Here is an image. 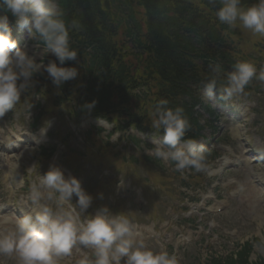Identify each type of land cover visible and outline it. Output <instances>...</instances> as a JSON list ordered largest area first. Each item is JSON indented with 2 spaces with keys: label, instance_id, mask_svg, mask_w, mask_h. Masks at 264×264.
<instances>
[{
  "label": "clouds",
  "instance_id": "obj_1",
  "mask_svg": "<svg viewBox=\"0 0 264 264\" xmlns=\"http://www.w3.org/2000/svg\"><path fill=\"white\" fill-rule=\"evenodd\" d=\"M209 3L215 5L217 0ZM0 10L5 13L0 15L3 118L23 94L34 89L37 75L46 73L57 89L76 79L77 67L66 66V61L79 63L78 51L70 46L69 33L80 25L75 19H65L59 0H0ZM7 13L15 17L17 31H26L29 39L35 41L38 53L30 54L26 47L18 46ZM214 14L220 24L264 36V0H254L247 6L242 0H219ZM48 54L56 59L45 63ZM210 72L203 86L204 95L214 97L218 92V98L226 102L243 94L254 79L264 82V67L258 70L250 61H237L227 71L216 64ZM95 105L96 100L85 102L82 109L90 113ZM150 117L151 128L156 132L163 130V135L153 138L154 147L149 155L173 162L175 170L181 173L187 169L206 171L207 150L200 141L186 138L190 122L182 106L170 107L169 101L161 98L154 104ZM51 126L52 121L46 120L40 135L46 136ZM258 154L264 158V151L258 150ZM123 187L121 179L117 188ZM103 196L102 192L98 194L100 199ZM92 202V195L76 176H66L59 165L52 164L33 181L27 198L18 205L22 217H12L11 227L0 231V255L15 258L16 264H60L74 250H86L75 264H180L175 251L151 247L127 215L113 213L107 205L94 214H86ZM255 247L264 252V237Z\"/></svg>",
  "mask_w": 264,
  "mask_h": 264
},
{
  "label": "rangeland",
  "instance_id": "obj_2",
  "mask_svg": "<svg viewBox=\"0 0 264 264\" xmlns=\"http://www.w3.org/2000/svg\"><path fill=\"white\" fill-rule=\"evenodd\" d=\"M27 108V107H25ZM21 112V110H20ZM4 120L0 119V131H2L4 129ZM0 137H2V134L0 133ZM7 145H10V143H7ZM35 149L34 152H32L31 150ZM31 152V154H30ZM37 150L36 148H30L26 150V153L24 155H20L19 158H17L16 160L14 159L13 161H10L9 163H5L1 162L0 163V195L2 193L1 188L2 186H6V184L12 180L16 175H18L20 172L26 170V169H30L33 170L35 169V167H38L40 164L39 163H34L36 159V155H37ZM52 163L54 164V160H52ZM129 182H125V186L128 185ZM161 218L164 220V215L161 216ZM250 218H252L250 216ZM8 218L2 216L0 219V223H3L4 221H7ZM8 225V223H6ZM11 227V226H9ZM173 227V226H172ZM264 229V227H263ZM263 229L262 231L256 232L254 236H256V238L260 241L261 237H264V233H263ZM183 234H185L183 232ZM188 238V236L186 237H182V242H184L186 239ZM258 241V242H259ZM159 244H164V241L160 240ZM256 244H254L253 247V251L251 254V258H256L257 256H264V252H261L259 249H257L255 247ZM5 256L0 255V264H16V260L13 257H10L9 260H7L6 258H4ZM13 258V259H12ZM11 259V260H10ZM74 260L68 261L65 260L63 262V264H74L73 263Z\"/></svg>",
  "mask_w": 264,
  "mask_h": 264
},
{
  "label": "trees",
  "instance_id": "obj_3",
  "mask_svg": "<svg viewBox=\"0 0 264 264\" xmlns=\"http://www.w3.org/2000/svg\"><path fill=\"white\" fill-rule=\"evenodd\" d=\"M63 0V4H64ZM151 4H154V2H156L155 0H149ZM72 2V6L74 9H76L78 15H80L79 19L77 20V13L76 12H66V9L63 7L64 9V13H65V19L67 21H71L73 19L77 20L79 22V28L76 30H70L69 33V38L72 40L76 34L78 35V38L81 41H85L88 38V33L82 31V29L86 28L87 31L89 30H93L95 28V24H96V18L91 15L87 8V0H71ZM242 2L244 4H250L252 2H254V0H242ZM165 3H162V5H164ZM209 1L207 0L206 2H204V5H206L207 7H209ZM152 15V14H151ZM153 16V15H152ZM242 264H264V259H261L259 262L257 263H249L247 260H245Z\"/></svg>",
  "mask_w": 264,
  "mask_h": 264
}]
</instances>
